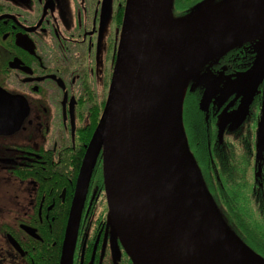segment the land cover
<instances>
[{
  "label": "flooded vegetation",
  "instance_id": "af4514ba",
  "mask_svg": "<svg viewBox=\"0 0 264 264\" xmlns=\"http://www.w3.org/2000/svg\"><path fill=\"white\" fill-rule=\"evenodd\" d=\"M127 2L0 0V90L19 101L0 133V264H132L112 222L102 146L80 189ZM181 4L173 0L174 18L185 17ZM183 120L214 199L245 176L251 208L264 214V36L188 79Z\"/></svg>",
  "mask_w": 264,
  "mask_h": 264
},
{
  "label": "water",
  "instance_id": "95a60500",
  "mask_svg": "<svg viewBox=\"0 0 264 264\" xmlns=\"http://www.w3.org/2000/svg\"><path fill=\"white\" fill-rule=\"evenodd\" d=\"M216 1L199 3L183 18L172 15L173 0L127 2L107 104L80 189L85 190L102 146L112 222L132 264H264L226 225L184 127L188 79L206 63L264 36V0ZM262 67L240 81L254 78ZM181 80V140L172 167L167 163L170 100ZM210 98L211 93L205 100ZM17 103L0 90V133L10 130Z\"/></svg>",
  "mask_w": 264,
  "mask_h": 264
},
{
  "label": "trees",
  "instance_id": "16d2710c",
  "mask_svg": "<svg viewBox=\"0 0 264 264\" xmlns=\"http://www.w3.org/2000/svg\"><path fill=\"white\" fill-rule=\"evenodd\" d=\"M197 1L180 0L182 2L180 8L181 6L188 8L184 16H187L193 11L192 7ZM177 14L175 8L174 16L177 17ZM247 180L245 176L234 175L232 177V184L226 187L225 190L217 193L216 198H218L219 202L210 194L228 228L235 232L252 252L264 260V214L257 213L251 208Z\"/></svg>",
  "mask_w": 264,
  "mask_h": 264
},
{
  "label": "bare ground",
  "instance_id": "6f19581e",
  "mask_svg": "<svg viewBox=\"0 0 264 264\" xmlns=\"http://www.w3.org/2000/svg\"><path fill=\"white\" fill-rule=\"evenodd\" d=\"M176 25L170 23L169 28L173 29ZM185 94V82L181 80L176 86L170 100L171 105V118L168 130V140H167V163L173 167L175 153L174 150L177 148L181 140L180 135V116H181V105ZM238 252L242 253V250L235 248Z\"/></svg>",
  "mask_w": 264,
  "mask_h": 264
}]
</instances>
